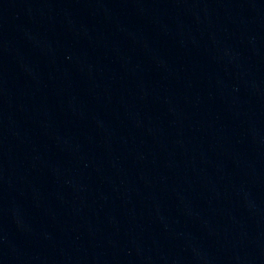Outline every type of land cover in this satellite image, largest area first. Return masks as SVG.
I'll use <instances>...</instances> for the list:
<instances>
[{
    "label": "water",
    "instance_id": "95a60500",
    "mask_svg": "<svg viewBox=\"0 0 264 264\" xmlns=\"http://www.w3.org/2000/svg\"><path fill=\"white\" fill-rule=\"evenodd\" d=\"M0 264H264V0H0Z\"/></svg>",
    "mask_w": 264,
    "mask_h": 264
}]
</instances>
